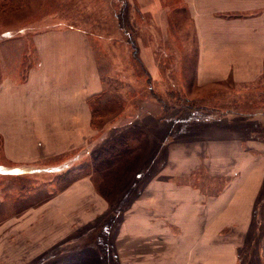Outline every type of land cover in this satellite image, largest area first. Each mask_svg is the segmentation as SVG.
Here are the masks:
<instances>
[{
    "label": "crops",
    "instance_id": "obj_1",
    "mask_svg": "<svg viewBox=\"0 0 264 264\" xmlns=\"http://www.w3.org/2000/svg\"><path fill=\"white\" fill-rule=\"evenodd\" d=\"M132 2L153 15L148 21H158L156 0ZM157 2L169 10V18L161 21H193L190 98L199 115L191 131L184 126L173 131L178 138L194 140L169 144L168 165L164 162L158 176L148 178L134 194L118 237L119 249H129L131 257L120 258L118 264H264V236L261 245L249 243L248 253L244 250L241 256L244 244L238 242L240 234L250 232L252 218L264 219V0ZM176 12L178 16L170 18ZM92 41L89 33L63 29L31 37L13 35L1 43L4 170L38 171L40 158L47 155L42 138L72 139L70 146L50 150L55 157L78 154L89 143L90 100L104 92ZM28 42L33 44L28 47ZM140 51L150 80L155 81L161 65L149 52ZM27 137L40 138V155L25 158V148H15V141ZM187 149L195 162L182 157ZM208 166L220 170L221 181L204 185L201 179L188 181V176ZM202 185L220 187L204 191ZM76 192L86 199L88 183H78L46 207L34 206L5 221L0 227V264H26L30 259L26 257L36 260L44 247L57 244L59 230L74 217ZM225 234L238 238L216 242Z\"/></svg>",
    "mask_w": 264,
    "mask_h": 264
},
{
    "label": "rangeland",
    "instance_id": "obj_2",
    "mask_svg": "<svg viewBox=\"0 0 264 264\" xmlns=\"http://www.w3.org/2000/svg\"><path fill=\"white\" fill-rule=\"evenodd\" d=\"M154 9L158 21H148L153 15L137 9L132 0H0V45L13 35L31 37L50 30L89 33L104 87L103 95L93 101L92 110L98 116L83 151L55 157L50 150L70 146L72 139L27 137L15 141V148H25L22 154L30 159L41 154L38 142L43 140L42 152L47 155L39 157L40 166L35 168L40 169L14 174L15 169L10 172L0 166V227L10 217L34 206L46 207L78 183H88L86 199L74 193L75 214L59 230L58 243L44 247L36 260L26 257L30 258L26 264L42 259L43 264H118L120 258H130L129 249H119L118 237L134 194L146 186L148 178L158 176L164 162L168 165L169 144L194 140L178 138L173 132L183 126L191 131L199 115L193 110L199 107L190 98L195 64L193 21H161L169 18V10L157 0ZM177 16L176 12L170 18ZM142 48L161 65L155 81L150 80ZM162 133L167 134L158 136ZM189 152L182 157L193 163ZM5 157L0 138V163L7 162ZM194 175L188 181L197 178L204 185L220 180V170L209 166ZM250 227L248 234H240L238 242L244 244L240 256L244 250L248 253L249 243L261 245L264 219L252 218ZM232 236L238 238L225 234L215 239L222 242Z\"/></svg>",
    "mask_w": 264,
    "mask_h": 264
},
{
    "label": "trees",
    "instance_id": "obj_3",
    "mask_svg": "<svg viewBox=\"0 0 264 264\" xmlns=\"http://www.w3.org/2000/svg\"><path fill=\"white\" fill-rule=\"evenodd\" d=\"M103 94L101 93V94H99V95H95V96H93L92 98H91V100H90V103H91V107H93L95 104L93 103V101L95 100V99H97V98H99V97H101ZM96 116H98V112L97 111H93L92 110V125H93V121H96ZM98 119V118H97ZM108 152V151H107ZM110 152V151H109ZM106 152L105 151H103V154H105Z\"/></svg>",
    "mask_w": 264,
    "mask_h": 264
}]
</instances>
